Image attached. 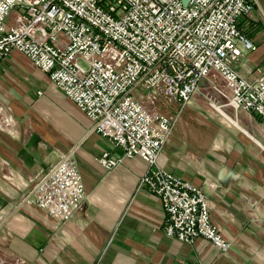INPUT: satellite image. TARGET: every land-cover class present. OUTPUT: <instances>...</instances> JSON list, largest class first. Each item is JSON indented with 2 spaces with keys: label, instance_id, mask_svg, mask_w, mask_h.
Wrapping results in <instances>:
<instances>
[{
  "label": "crops",
  "instance_id": "1",
  "mask_svg": "<svg viewBox=\"0 0 264 264\" xmlns=\"http://www.w3.org/2000/svg\"><path fill=\"white\" fill-rule=\"evenodd\" d=\"M237 26L254 44L236 68L253 79L264 73V0L254 2ZM0 102L15 118L14 132L0 131V258L32 264H264V122L236 119L239 129L215 131L212 121L186 107L157 164L201 188L222 237L221 250L206 239L184 243L163 232L158 196L139 177L149 165L123 157L112 169L98 157L123 153L55 89L49 74L18 51L0 63ZM253 141H252V139ZM70 154L86 197L75 215L57 221L24 194L62 155Z\"/></svg>",
  "mask_w": 264,
  "mask_h": 264
},
{
  "label": "built area",
  "instance_id": "2",
  "mask_svg": "<svg viewBox=\"0 0 264 264\" xmlns=\"http://www.w3.org/2000/svg\"><path fill=\"white\" fill-rule=\"evenodd\" d=\"M256 0H0V63L23 54L91 120V130L123 151H103L106 169L139 156L138 180L158 196L163 232L184 243L206 239L221 250L205 192L157 164L172 128L157 101L186 103L206 80H221L233 103L264 122V73L249 79L236 65L253 42L238 26ZM264 61V60H263ZM264 65V62H263ZM15 118L0 102V131ZM86 197L70 154L46 168L23 199L57 221L71 219ZM0 264H32L19 256Z\"/></svg>",
  "mask_w": 264,
  "mask_h": 264
},
{
  "label": "rangeland",
  "instance_id": "3",
  "mask_svg": "<svg viewBox=\"0 0 264 264\" xmlns=\"http://www.w3.org/2000/svg\"><path fill=\"white\" fill-rule=\"evenodd\" d=\"M188 106L200 117L212 121L215 131L227 128L238 130V125H235L232 120L253 119L247 111L242 110L233 103L225 85L218 79L214 81L206 80L200 83L190 101L186 103H164L158 100L155 110L167 115L171 119L173 128L178 117ZM262 153L264 154V151Z\"/></svg>",
  "mask_w": 264,
  "mask_h": 264
},
{
  "label": "bare ground",
  "instance_id": "4",
  "mask_svg": "<svg viewBox=\"0 0 264 264\" xmlns=\"http://www.w3.org/2000/svg\"><path fill=\"white\" fill-rule=\"evenodd\" d=\"M216 108L219 110V108H218V107H216ZM219 111L221 112V110H219ZM221 113H222V112H221ZM232 122L236 124V121L232 120Z\"/></svg>",
  "mask_w": 264,
  "mask_h": 264
},
{
  "label": "water",
  "instance_id": "5",
  "mask_svg": "<svg viewBox=\"0 0 264 264\" xmlns=\"http://www.w3.org/2000/svg\"><path fill=\"white\" fill-rule=\"evenodd\" d=\"M183 1H185V0H183Z\"/></svg>",
  "mask_w": 264,
  "mask_h": 264
}]
</instances>
